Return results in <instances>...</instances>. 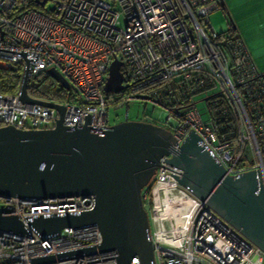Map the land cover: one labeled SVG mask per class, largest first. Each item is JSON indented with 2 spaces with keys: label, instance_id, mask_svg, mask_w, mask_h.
<instances>
[{
  "label": "built area",
  "instance_id": "1",
  "mask_svg": "<svg viewBox=\"0 0 264 264\" xmlns=\"http://www.w3.org/2000/svg\"><path fill=\"white\" fill-rule=\"evenodd\" d=\"M217 10L218 0H0V68L20 69L21 76L27 69L28 80L56 69L73 93V99L55 103L64 108V126L80 127L87 115L88 127L100 134L108 126L109 106L146 102L166 113L173 150L192 131L229 175L259 169L264 178V79L240 36L210 26L208 16ZM114 60L121 63L123 88L107 94L104 84ZM214 89L236 110L242 127L237 146L220 135L212 110L196 108L194 98ZM246 111L254 114L251 122ZM57 117L53 108L20 102L18 91L0 94V127L48 129ZM245 142L252 163L241 167ZM167 158L159 160L142 192L154 264H264V253L177 184L173 176L179 171ZM158 185L160 204L153 195ZM165 198L191 205L184 227L165 214ZM93 206L92 196L43 202L0 196L3 214L16 216L25 229L22 235L0 231V264H31L63 253L73 254L50 264H114L115 251L76 253L101 244L95 226L42 238L27 225L40 216L80 214ZM129 264L139 261L134 257Z\"/></svg>",
  "mask_w": 264,
  "mask_h": 264
},
{
  "label": "water",
  "instance_id": "2",
  "mask_svg": "<svg viewBox=\"0 0 264 264\" xmlns=\"http://www.w3.org/2000/svg\"><path fill=\"white\" fill-rule=\"evenodd\" d=\"M120 67L116 60L110 63L105 93L122 90ZM46 72L61 87L70 89L56 69ZM27 82L26 69L19 101L53 108L58 117L48 129L0 127V196L30 202L94 198L89 211L40 216L28 222L42 238L57 235L64 228L92 225L101 234V244L76 253L115 251L114 264H129L134 257L139 264H154L142 191L150 185L159 160L169 156L166 163L179 171L173 176L177 184L264 253V178L259 169L229 175L192 131L173 150L176 140L171 131L152 123L124 118L97 134L88 127L86 115L80 127L64 126L63 106L31 98ZM0 231L25 233L23 223L16 216L4 215L1 208ZM72 254L37 258L31 264H50Z\"/></svg>",
  "mask_w": 264,
  "mask_h": 264
},
{
  "label": "rangeland",
  "instance_id": "3",
  "mask_svg": "<svg viewBox=\"0 0 264 264\" xmlns=\"http://www.w3.org/2000/svg\"><path fill=\"white\" fill-rule=\"evenodd\" d=\"M222 1L224 8L208 16L210 26L216 33H225L230 20L245 41L255 63L257 65L264 63V0ZM120 21L122 22V19ZM216 91L217 89H214L196 96L194 98L196 108L202 109L203 99ZM125 114L128 121H150L169 129L164 110L140 101L129 102L121 107L109 106L106 119L108 126L123 121Z\"/></svg>",
  "mask_w": 264,
  "mask_h": 264
},
{
  "label": "trees",
  "instance_id": "4",
  "mask_svg": "<svg viewBox=\"0 0 264 264\" xmlns=\"http://www.w3.org/2000/svg\"><path fill=\"white\" fill-rule=\"evenodd\" d=\"M223 5L219 3V9H223ZM228 30L225 34L229 36H237V30L234 25L228 24ZM264 79V77H260ZM21 84V70H4L0 68V94L1 95H16ZM27 94L36 100H41L51 103H62L67 100L73 99L72 91L66 90L57 84L47 72H42L35 77H31L27 82L26 88ZM204 106L212 110L216 123L218 125L219 133L226 141L230 142L231 145L237 146V137L242 131L239 119L237 117L236 110L227 97L213 93L210 97L204 101ZM248 119H253L254 114L246 111ZM154 124V123H152ZM264 146V143H261ZM250 146L247 142L242 144L241 147V167L252 163L251 160ZM152 182V181H151ZM144 191V190H143ZM142 191V192H143ZM146 210V203L143 202Z\"/></svg>",
  "mask_w": 264,
  "mask_h": 264
},
{
  "label": "bare ground",
  "instance_id": "5",
  "mask_svg": "<svg viewBox=\"0 0 264 264\" xmlns=\"http://www.w3.org/2000/svg\"><path fill=\"white\" fill-rule=\"evenodd\" d=\"M159 188H162L160 185H158L153 190V195L155 198V202H158L159 204L163 201L162 197L159 194ZM37 206H43V205H37ZM165 214L171 216L176 225L180 228L184 227L187 219L191 212V205L183 200H174V202H169L168 198H165Z\"/></svg>",
  "mask_w": 264,
  "mask_h": 264
},
{
  "label": "crops",
  "instance_id": "6",
  "mask_svg": "<svg viewBox=\"0 0 264 264\" xmlns=\"http://www.w3.org/2000/svg\"><path fill=\"white\" fill-rule=\"evenodd\" d=\"M237 34H238V36H240V38L243 40V38H242L241 35L238 33V31H237ZM243 42H244V44H245V41H244V40H243ZM245 46H246V48H247V50H248V47H247L246 44H245ZM248 52H249V55H250L251 58H252V55H251V53H250L249 50H248ZM252 59H253V58H252ZM253 61H254V60H253ZM254 63H255V61H254ZM255 66H256V68H257L259 74H260L262 77H264V63H260L259 65H257V63H255Z\"/></svg>",
  "mask_w": 264,
  "mask_h": 264
},
{
  "label": "flooded vegetation",
  "instance_id": "7",
  "mask_svg": "<svg viewBox=\"0 0 264 264\" xmlns=\"http://www.w3.org/2000/svg\"><path fill=\"white\" fill-rule=\"evenodd\" d=\"M145 122H147V123H153V122H150V121H145Z\"/></svg>",
  "mask_w": 264,
  "mask_h": 264
}]
</instances>
